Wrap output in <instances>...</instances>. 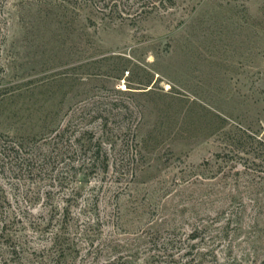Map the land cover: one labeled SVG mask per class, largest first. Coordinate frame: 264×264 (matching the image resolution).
Instances as JSON below:
<instances>
[{"label":"rangeland","instance_id":"1","mask_svg":"<svg viewBox=\"0 0 264 264\" xmlns=\"http://www.w3.org/2000/svg\"><path fill=\"white\" fill-rule=\"evenodd\" d=\"M99 6L0 0V264H264V0Z\"/></svg>","mask_w":264,"mask_h":264},{"label":"trees","instance_id":"2","mask_svg":"<svg viewBox=\"0 0 264 264\" xmlns=\"http://www.w3.org/2000/svg\"><path fill=\"white\" fill-rule=\"evenodd\" d=\"M87 2L92 7L102 5L99 6L100 9L103 7L101 11L104 13L108 11L109 17L113 19H120L122 22L130 19L133 24L136 22L135 20L141 17L160 12L162 9H168L176 4V0H87ZM84 133L90 134L87 131ZM82 137L80 138L81 140L83 139ZM8 140V138L7 140H2L0 135V149L4 157L11 156L10 152H12V155L16 152L19 153L26 145L23 140L12 146L11 143L14 142L11 141L10 143ZM81 146L85 150L86 158L81 162L80 167L83 170H87L86 175L89 174V171L93 170L108 171L110 166L109 156L102 144L90 139L88 144L85 142V145L82 144ZM81 189V187H77L71 191V194L64 200L67 203L66 207L70 206L72 199L83 194ZM6 235L9 236V234H5L4 236ZM193 262H195V259H190L182 264H194Z\"/></svg>","mask_w":264,"mask_h":264}]
</instances>
